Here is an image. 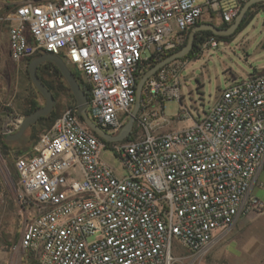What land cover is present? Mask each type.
<instances>
[{"label":"built area","instance_id":"obj_1","mask_svg":"<svg viewBox=\"0 0 264 264\" xmlns=\"http://www.w3.org/2000/svg\"><path fill=\"white\" fill-rule=\"evenodd\" d=\"M245 1L8 0L0 34L7 27L13 62L51 53L73 68L89 90L88 117L115 135L147 62L177 48L203 15L231 24ZM204 45L216 46L215 37ZM167 74L162 67L146 80L144 99L178 98ZM196 112L165 131L141 117L137 130L107 146L77 105L65 109L14 158L18 197L37 207L20 246L37 264H174V241L203 255L241 217L261 212L253 187L264 173V73L232 79Z\"/></svg>","mask_w":264,"mask_h":264},{"label":"rangeland","instance_id":"obj_2","mask_svg":"<svg viewBox=\"0 0 264 264\" xmlns=\"http://www.w3.org/2000/svg\"><path fill=\"white\" fill-rule=\"evenodd\" d=\"M6 1L8 0H0V5L4 6L0 7V13L7 10L6 4H2ZM203 2L204 0H196L197 4ZM248 11L247 23L229 36H219L225 38H215L216 46L204 45L203 40L188 57L164 66L165 71H168L165 84L168 88L176 89L178 98L166 94L148 100L141 95L133 131L137 130L141 117L158 131L183 127L187 124L185 112L196 116L197 109L207 110L232 79L240 80L254 72L264 73V6L250 7ZM207 19V15H203L201 21L206 22ZM213 24L219 25L216 20ZM1 37L0 264H29L31 260L37 263L36 256L20 246L22 232L37 213V207L35 204L23 203L18 197L19 183L14 158L18 155V149L28 147L23 153L29 151L40 134L52 125L47 127L43 122L34 128L29 127L19 139L11 140V143L4 141L7 127L14 129L17 121L25 117L30 103L33 101L42 107L44 98L29 78V61L16 63L9 58L7 27L2 30ZM185 38L186 36L182 42ZM38 74L53 87L52 91L56 96L53 111L59 117L72 105L69 91L64 88V83L52 76V72L41 67ZM127 119L128 117L125 122ZM31 136L37 137L32 145ZM101 158L110 166L118 168L119 162L111 151L103 150ZM253 193L264 205V173L259 175ZM172 251L177 257L174 264H264V206L261 212L251 213L236 221L203 255H191L175 241Z\"/></svg>","mask_w":264,"mask_h":264},{"label":"water","instance_id":"obj_3","mask_svg":"<svg viewBox=\"0 0 264 264\" xmlns=\"http://www.w3.org/2000/svg\"><path fill=\"white\" fill-rule=\"evenodd\" d=\"M258 2H264V0H246L243 3V5L240 7V10L238 14L236 15V17L234 18L233 22L224 29H221L211 23H200V24H196L195 26H193L188 32L187 41L181 49L161 59L154 66H152L147 71H145L143 75L139 78L136 84V91H135L136 100H135L134 106L128 116L127 121L123 124L119 132L115 135L108 134L107 132L102 130L100 127L95 125L90 120L86 112L88 99L86 95L84 94V92L82 91V89L80 88V85L77 79L75 78L71 70L66 66V64L62 61L60 57L53 55L51 53H44V54H41L39 56L32 58L29 61L28 67H27L28 75L33 85L36 87V89L39 91V93L44 98V105L34 110L27 116H25L20 121L17 131L13 134H6V139L7 140L19 139L31 125L37 122V120L40 117L47 116L53 110L56 100L53 94L51 93V91L43 84V82L40 80V78L37 75V67L43 62L50 61L57 67L58 71L60 72L61 76L65 80L67 86L69 87L76 101L77 114L81 118L82 122L94 134H96L99 138L103 139L106 142H118V141L124 140L130 134L132 130L136 114L141 105L142 88L146 80L149 77L153 76L159 69H161L168 63H171L177 59L185 57L189 53V51L193 48L194 37L197 32L210 31L212 34L216 36H229L233 34L238 28L239 24L241 23L248 9L253 4L258 3ZM8 179L11 181L9 177Z\"/></svg>","mask_w":264,"mask_h":264},{"label":"trees","instance_id":"obj_4","mask_svg":"<svg viewBox=\"0 0 264 264\" xmlns=\"http://www.w3.org/2000/svg\"><path fill=\"white\" fill-rule=\"evenodd\" d=\"M242 5H243V3H242ZM258 5H263V6H264V2H260V3L253 4V5L251 6V8H252V7H255V6H258ZM248 14H249V11L246 12L245 16L243 17L241 23L239 24V26H238V28H237V31L240 30V29L242 28V26H244V25L247 23V16H248ZM200 23H211V22H207V21H206V22H202V21H200V22L197 23V24H200ZM211 24H213V23H211ZM216 26H217V25H216ZM228 26H229L228 24L222 23V24H219L217 27H219V28H221V29H224V28H226V27H228ZM211 36H213V37H215V38H225V37H219V36H216V35L212 34L210 31H199V32H197V33L195 34L193 48L191 49V51L189 52V54L186 55V56L183 57V58L188 57V56L191 54V52L193 51V49L196 47V45H197L198 43L202 42L203 40H205L206 38L211 37ZM186 41H187V35H186V38H185V40L183 41V43H182L180 46H178L177 48H175L174 50H172V51L166 53L165 55H162L161 57H159V58H157V59H153V58H151V59L147 62V66H146L144 72L147 71V70H148L149 68H151L152 66H154L156 63H158L161 59H163V58L167 57L168 55H170L171 53L176 52V51H178L179 49H181V48L183 47V45L186 43ZM39 55H41V54L39 53L38 55H35L34 57L39 56ZM34 57H31V58L27 59L26 61H30V60H31L32 58H34ZM41 67H42L44 70H48L49 72H52V76H54L57 80H59V81H61L62 83H64V88H65L66 90L69 91V96H70V98H71V102H72V105H71V106H76V101H75V99H74V97H73V95H72V93H71L69 87L67 86L65 80L63 79V77L61 76L60 72L58 71L57 67H56L52 62H50V61L43 62V63H41V64L37 67V75H38V77H39L40 80L43 82V84H44V85H45V86L51 91V93L53 94L55 100H56V96L54 95V93H53V91H52V88H53V87H51V85H49V84L47 83V81H45V80H44V79L38 74V70H40ZM70 70H71L72 74L75 76V78L77 79V81H78V83H79V85H80V88L82 89V91H83L84 94L86 95L87 99L89 100V98H90V94H89V90H88V88L85 87V86L81 83V81L79 80V77L77 76L76 72H75L74 70H72V69H70ZM71 106H70V107H71ZM38 108H40V105H38V104H36V103H34V102L32 101V102L30 103L29 108H28L27 111L25 112V116H27L28 114H30L31 112H33L34 110H36V109H38ZM60 115H61V114H60ZM60 115H59V116H60ZM57 117H58V114L54 113V111L52 110L47 116H42V117H40V118L37 120V122H36L35 124H33V125L30 126V128H34V127H36V125H38V124H42L43 122L45 123V125H46L47 127H50V126L52 125V123L54 122V120H55ZM36 138H37L36 136H31V138H30V140H31V142H30L31 145L34 144ZM3 139H4V141H5L6 143H7V142H8V143H11V140L8 141V140L5 138V136L3 137ZM99 139H100L102 142H104L107 146H109V143L105 142V141L102 140L101 138H99ZM6 146H8V145H6ZM27 148H28V147H26L24 150H26ZM24 150L18 149V152H17L18 155L21 154V153H23ZM29 264H37V263H35L34 261L31 260V262H30Z\"/></svg>","mask_w":264,"mask_h":264},{"label":"crops","instance_id":"obj_5","mask_svg":"<svg viewBox=\"0 0 264 264\" xmlns=\"http://www.w3.org/2000/svg\"><path fill=\"white\" fill-rule=\"evenodd\" d=\"M2 33L0 34V50H2L1 45H3ZM7 41V40H6ZM7 43V42H6Z\"/></svg>","mask_w":264,"mask_h":264},{"label":"flooded vegetation","instance_id":"obj_6","mask_svg":"<svg viewBox=\"0 0 264 264\" xmlns=\"http://www.w3.org/2000/svg\"><path fill=\"white\" fill-rule=\"evenodd\" d=\"M182 43H183V42H182ZM182 43H181V44H182ZM181 44H180V45H181ZM180 45H179V46H180Z\"/></svg>","mask_w":264,"mask_h":264}]
</instances>
